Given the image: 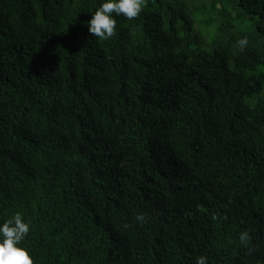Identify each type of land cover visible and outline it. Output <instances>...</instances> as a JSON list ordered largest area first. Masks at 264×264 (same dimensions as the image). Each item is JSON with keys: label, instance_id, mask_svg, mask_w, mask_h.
<instances>
[{"label": "trees", "instance_id": "obj_1", "mask_svg": "<svg viewBox=\"0 0 264 264\" xmlns=\"http://www.w3.org/2000/svg\"><path fill=\"white\" fill-rule=\"evenodd\" d=\"M102 2L0 0V223L33 264H264V0H147L103 41Z\"/></svg>", "mask_w": 264, "mask_h": 264}, {"label": "clouds", "instance_id": "obj_2", "mask_svg": "<svg viewBox=\"0 0 264 264\" xmlns=\"http://www.w3.org/2000/svg\"><path fill=\"white\" fill-rule=\"evenodd\" d=\"M147 0H103L102 3L91 13V19L87 21L88 32L100 40H108L116 35V17L123 16L128 20L140 16ZM237 46L243 50L247 46V39L241 38ZM213 219H216L213 216ZM135 222L145 223V216L137 214ZM127 227V225H124ZM30 225L20 212H15L10 218L0 223V264H33L29 252L20 246L27 237ZM251 240L250 233L243 230L239 233V243L247 247ZM208 257L201 254L196 258L195 264H208Z\"/></svg>", "mask_w": 264, "mask_h": 264}]
</instances>
